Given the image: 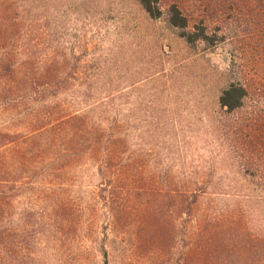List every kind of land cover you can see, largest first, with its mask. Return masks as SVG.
Listing matches in <instances>:
<instances>
[{
	"label": "rangeland",
	"instance_id": "rangeland-1",
	"mask_svg": "<svg viewBox=\"0 0 264 264\" xmlns=\"http://www.w3.org/2000/svg\"><path fill=\"white\" fill-rule=\"evenodd\" d=\"M0 50V231L25 219L39 264H214L211 230L238 264L240 235H264V54L190 47L136 0H0ZM37 73L55 86L17 95ZM231 82L247 96L227 114Z\"/></svg>",
	"mask_w": 264,
	"mask_h": 264
},
{
	"label": "trees",
	"instance_id": "trees-1",
	"mask_svg": "<svg viewBox=\"0 0 264 264\" xmlns=\"http://www.w3.org/2000/svg\"><path fill=\"white\" fill-rule=\"evenodd\" d=\"M136 2L150 19L159 20L164 18L168 28L173 30L177 37L190 47L202 45L207 49H213L220 44L227 42L235 44L244 40L250 52L264 54V0H199L197 6L194 7L198 9L203 7L205 11L199 12V16L196 17L192 15L196 11L181 8L177 1L172 2L165 12L162 11L160 5L162 0H136ZM210 10H213L220 17H222V10L229 13L224 17L229 24L223 26L218 23L211 28L210 24H212L213 19L207 17ZM0 51V74H4L10 71L11 66L7 63L10 57L8 56L9 52H4L6 50ZM27 77L24 85L15 86L17 95L25 93V95L31 97L39 87L50 88L54 87L56 83L53 74L45 76L37 73L35 76L29 74ZM13 80L14 78L10 81ZM246 96L247 90L243 84L231 82L220 92L217 103L220 109L227 114H231L243 107ZM40 137H44L43 134L34 136L31 140L36 141ZM60 138L65 139V144L67 143L66 136L61 135ZM45 141L42 140L41 145L48 142ZM30 158L27 157L26 161L29 162ZM23 168V170L28 169L26 166ZM196 202L197 196L193 195L190 205H194ZM35 219L38 222L36 216ZM26 224L25 219H20L12 231L6 233L0 231V264H39L33 249L35 247L34 235L36 231L31 228L29 235L26 234ZM31 225L33 227L37 224L31 223ZM240 236L248 245V248L243 250L237 248L238 250L233 251V254L238 257V264H264V257L261 261L259 258L262 255L260 252H264V235L254 236L245 233ZM226 237L228 236H224V233L218 234L216 230H211L210 234L209 232L203 233V249L199 253L202 260L213 262L212 259H214V264H220L221 257L214 256L211 246L212 248H216L218 245L220 248L228 247L232 237ZM234 238L237 239V235ZM240 243L243 242L240 240ZM257 246H260V249H255ZM256 255H259V257ZM103 258L104 261L107 260L105 253Z\"/></svg>",
	"mask_w": 264,
	"mask_h": 264
}]
</instances>
